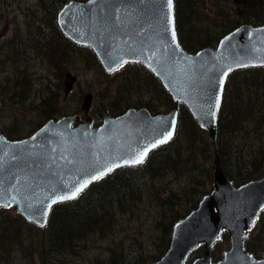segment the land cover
<instances>
[{"label":"water","instance_id":"95a60500","mask_svg":"<svg viewBox=\"0 0 264 264\" xmlns=\"http://www.w3.org/2000/svg\"><path fill=\"white\" fill-rule=\"evenodd\" d=\"M56 22L73 43L89 47L105 71L124 63L149 69L170 95L172 106L164 113L142 107L111 115L100 103V124L93 127L88 113L93 95L87 93L81 103L84 120L76 114L48 119L17 140L0 134V207L13 205L25 220L40 226L55 204L72 200L61 196H71L87 183L84 191L97 181L93 176L108 168L138 165L130 162L147 152L145 160L154 148L168 143L178 128L179 105L214 140L230 72L264 67V24L243 23L215 47L189 52L177 37L174 0L171 11L167 0H71L58 10ZM75 80L76 75L65 72V93ZM169 132L171 138L160 143ZM213 162V188L172 225L167 249L149 264H187L199 245L204 254L189 264H264V254L255 259L245 249L249 229L264 209V173L235 185L217 153ZM224 232L229 248L214 261L211 248Z\"/></svg>","mask_w":264,"mask_h":264},{"label":"rangeland","instance_id":"374dc122","mask_svg":"<svg viewBox=\"0 0 264 264\" xmlns=\"http://www.w3.org/2000/svg\"><path fill=\"white\" fill-rule=\"evenodd\" d=\"M64 3L58 0H0V130L12 133L13 139L33 133L48 118L47 112L52 111L55 117L79 114L84 118L80 107L87 93L94 97L89 110L93 124L100 123L97 115L99 101L109 105L112 98L120 100L118 84L127 66L107 73L98 61L87 55V47L69 46L67 59L54 63L53 52L45 55L35 48L33 39L41 30L50 41L58 40L48 12L54 5L58 7ZM232 5L233 0H197L193 25L196 28L208 26L211 31L220 29L225 23L224 17L232 18L225 13ZM18 71L23 72L22 78L26 79L28 88L25 90L22 89V78L16 75ZM65 72L76 75L69 94L64 92ZM139 84L140 90L134 91L132 98L140 96L144 101L151 99L158 107L154 113L170 109V106H164V96L155 87L148 85L146 80H139ZM183 114L187 116L186 112L181 111ZM179 124L181 134L182 120ZM242 125L245 129L241 134H235L228 140L221 136L217 143L209 144L212 149L218 144L230 150L227 160H224V168L239 182L246 180L243 175L247 166L242 158L248 152V146L256 150L261 144L264 148V131H254L255 126L251 121H244ZM202 135L210 140L207 130L203 129ZM196 138L198 141L192 147V159L183 165L178 164L173 170H165L162 175H143L141 165L132 170L121 168V172L127 171L136 178L138 194L130 199V204L134 206L123 212L117 210L112 229L105 230L103 234H87L70 250L61 251L63 254L57 256L54 264H108L113 252L119 264H139L141 260L150 261L164 252L168 244L164 229L170 221L187 214L190 203L194 205L202 194L213 188V155L208 156L206 144L199 141L198 135ZM183 149L184 157H187L186 140ZM262 220L252 226L246 240L255 248V254L264 250ZM228 248L229 237L224 233L211 249V259H220ZM20 251L24 253L19 247ZM203 254L204 248L200 246L192 253V258ZM35 260H38L37 257ZM15 264L27 262L15 257Z\"/></svg>","mask_w":264,"mask_h":264},{"label":"trees","instance_id":"16d2710c","mask_svg":"<svg viewBox=\"0 0 264 264\" xmlns=\"http://www.w3.org/2000/svg\"><path fill=\"white\" fill-rule=\"evenodd\" d=\"M58 1L62 4L66 0ZM196 3L197 0H174L175 26L178 39L181 46L189 52H195L204 47H215L221 36L242 23L264 24L263 0H233L232 7L225 12L228 17L232 16V18L224 17L223 22L225 23L222 24L220 29L211 31L208 26L196 28L192 22V18L195 16ZM59 7L61 5L58 7L54 5L48 12V16L57 32L58 40L56 42L50 41L42 30L33 39L35 48L40 52L46 55L47 52L51 51L55 54L54 63L63 62L67 59L68 46L70 48H84L72 43L58 29L56 14ZM205 16L208 17L209 15ZM59 43H62V45ZM59 45L61 46L60 48ZM85 49H87V55L97 62L92 50L89 48ZM44 57L46 58V56ZM125 66L128 69L124 72L118 84L120 100L117 101L112 98L108 105L112 115L121 113L120 109L126 110L128 107L126 108L125 104L127 103L147 106L153 113L154 110H157V105L151 99L144 101L140 96L137 98L131 97L134 91L140 90L139 80H146L149 83L148 85L155 87V90L164 96V106H170L171 108L172 100L169 94L150 71L138 63H129ZM16 75L18 78L24 77L21 71L16 72ZM133 78L135 81H133ZM22 82V89L25 90L28 88L26 79L22 78ZM181 111L186 112L187 116L181 115ZM46 115L47 119L55 118L52 111L50 113L47 112ZM179 119L182 120L181 134L179 133V128H181L179 124L177 133L167 144L152 150L148 154L146 160L139 166L143 167L144 171L141 170L143 175H162L165 170H173L178 164L183 165L184 162L190 161L193 155L192 147L198 141L197 135L199 136V141L206 144L208 156H212L215 153L219 155L225 175L235 185L250 179H256L263 174L264 148L261 144L256 150L253 146H248L249 150L242 158V162H245L247 166V170L243 175L246 180L240 182L230 176L224 168V160H227V154L230 153V150L220 147L218 144L214 149L209 147V144L217 143L221 136L226 137V140H228L235 137V134H241L245 129L242 125L244 121H251L255 126L254 131H264L263 67L237 69L228 75L214 140H209L202 135L203 128L194 121L183 105L179 107ZM0 133L4 136L6 135L9 139H13L12 133H6L2 130H0ZM259 135H263V133ZM183 139L184 142L186 140L188 145L187 157H184ZM136 167H125L124 169L132 170ZM120 170L122 169H117L98 179L75 199L55 204L51 208L44 227L25 220L16 212L15 208L0 207V264H15V257L17 259L20 258L22 261L25 260L27 264H54L57 256L63 254L61 251L70 250L87 234H103L105 230L112 229L116 219V211L121 210L123 212L126 208H132L134 205L130 204V199L138 194L135 176L129 175L127 171L121 172ZM196 204L197 202L194 205L190 203L189 209L194 208ZM11 209H14V211L11 212ZM263 215L264 210L259 214L257 221L262 220ZM177 220L179 219L176 218L170 221L168 227L164 229V235H167V243H169L172 225ZM261 224V227H264V220L261 221ZM245 245L248 251L255 252V248L248 244L247 241ZM19 247L23 250V254H21L22 251L19 252ZM162 254L163 252L150 261L141 260L139 264H149L157 260ZM35 257H37L38 262ZM114 259L115 254L113 252L108 264H119L118 260L115 259L114 261Z\"/></svg>","mask_w":264,"mask_h":264},{"label":"snow or ice","instance_id":"6c2138e0","mask_svg":"<svg viewBox=\"0 0 264 264\" xmlns=\"http://www.w3.org/2000/svg\"><path fill=\"white\" fill-rule=\"evenodd\" d=\"M167 5H168V9H169V11H171L172 6H173V0H167ZM172 36H173V39H174V38H175V31H174V30H173V32H172ZM171 135H172V133L169 132L168 136H166L163 140H161L160 143H165V142H167V140L171 138ZM155 146H156V145H153V147H155ZM146 155H147V152H144V153L140 154L138 158L133 159L130 163H132V164H139V163H142ZM117 167H119V165H117ZM111 171H112L111 168H108V169H107V172H111ZM107 172H101L100 175L93 176L92 179H94V180L101 179L104 175L107 174ZM89 182H90V181H89ZM85 187H87V183L81 184L78 188H76V190L71 194V196H61L60 199H61V200H65V199H74V198H76V196H77L81 191H83V189H84ZM53 203H56V201L54 200Z\"/></svg>","mask_w":264,"mask_h":264},{"label":"flooded vegetation","instance_id":"af4514ba","mask_svg":"<svg viewBox=\"0 0 264 264\" xmlns=\"http://www.w3.org/2000/svg\"><path fill=\"white\" fill-rule=\"evenodd\" d=\"M76 81V80H75ZM74 84H75V82H74ZM73 87H74V85H73ZM73 87L69 90V92L68 93H65V94H69L71 91H72V89H73ZM93 99H94V97H92V99H91V105H92V101H93ZM83 100V99H82ZM82 103V102H81ZM100 103H103L104 105H107V104H105L103 101H99V109H100ZM91 105H90V107H91ZM125 106H126V108L128 107V108H142V107H145V108H147L148 109V107L147 106H139V105H137L136 103H127V104H125ZM107 107V110L109 111V107H108V105L106 106ZM127 108V109H128ZM99 109H98V111H99ZM121 110V112L123 111V109H120ZM149 111H150V109H148ZM110 112V111H109ZM151 112V111H150ZM117 114V113H116ZM71 115H73V114H71ZM76 115H78L79 116V118L80 119H85V114H84V118H81L80 117V115L79 114H76ZM97 115H98V113H97ZM77 123H73V125H76ZM98 124H100V123H98ZM98 124H96V123H94L93 124V126L94 127H97L98 126ZM250 252V251H249ZM251 254H252V256L254 257V258H260L261 256H262V254L264 253V250L260 253V254H255V253H252V252H250Z\"/></svg>","mask_w":264,"mask_h":264}]
</instances>
